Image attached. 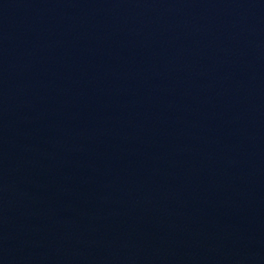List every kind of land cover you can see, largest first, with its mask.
<instances>
[{
    "label": "water",
    "instance_id": "95a60500",
    "mask_svg": "<svg viewBox=\"0 0 264 264\" xmlns=\"http://www.w3.org/2000/svg\"><path fill=\"white\" fill-rule=\"evenodd\" d=\"M0 264H264V0H0Z\"/></svg>",
    "mask_w": 264,
    "mask_h": 264
}]
</instances>
